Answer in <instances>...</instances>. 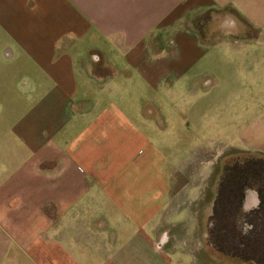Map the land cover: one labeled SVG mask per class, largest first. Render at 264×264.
<instances>
[{"label": "crops", "instance_id": "obj_1", "mask_svg": "<svg viewBox=\"0 0 264 264\" xmlns=\"http://www.w3.org/2000/svg\"><path fill=\"white\" fill-rule=\"evenodd\" d=\"M226 151L264 155V0H0V264L214 260L226 224L264 264V178Z\"/></svg>", "mask_w": 264, "mask_h": 264}, {"label": "rangeland", "instance_id": "obj_2", "mask_svg": "<svg viewBox=\"0 0 264 264\" xmlns=\"http://www.w3.org/2000/svg\"><path fill=\"white\" fill-rule=\"evenodd\" d=\"M241 8V10H245L246 9V7H240ZM249 8V12H250V17L252 18V21H254V23H256V24H258V22H259V18H262L263 16H261L260 15V6H259V4L256 2V3H253L251 6H249L248 7ZM204 12V11H203ZM203 12H200V13H203ZM206 12V11H205ZM204 12V13H205ZM208 13H210V12H208ZM207 13H205V14H203V17L202 18H200V19H198L196 22H195V26H197V29H199V31L201 30H206V29H208V27H207V25L206 24H208V22H207V19L206 18H208L209 17V15L207 14ZM240 14H244L245 15V13L244 12H240ZM190 17V16H189ZM198 17H200V16H198ZM197 17V18H198ZM224 18V17H223ZM223 18H221V20H220V23H228V21H226V20H223ZM247 18V17H246ZM245 18V19H246ZM246 20H248V19H246ZM209 25H210V28H213V26L209 23ZM203 34H205V31H204V33ZM204 40H207V41H209V40H211V39H206V38H204ZM222 56V54H220V59H219V61L221 62V65H220V68L219 69H215V66L213 65V58H212V54H209L205 59H204V61H203V67H204V69H208V71H206L207 73H206V78H212V77H218L219 79H222V76H224V77H226V75H227V69H226V55H224V58H222L221 57ZM225 68V70L224 71H222L223 69ZM212 83H209L208 85H206V87H211L210 85H211ZM205 87V88H206ZM211 91V90H210ZM209 91V92H210ZM224 95H225V93H223ZM208 96V98L211 96V94H208L207 95ZM208 98H206V99H204L203 100V102H202V104H200V109L204 112V114H207V120L208 121H210L211 119H210V114H211V111H205V110H211V99H208ZM222 105H223V103H221ZM191 109H194V107L193 106H191L190 107ZM188 136V135H187ZM189 136H191V135H189ZM202 136H205V135H202ZM210 136H212V135H210ZM224 136H222L221 134H220V136H219V138H218V140L217 141H219V142H224ZM229 155L231 156V155H235V157H237V156H239V155H244L243 153H238V152H234L233 151V153H230V152H228V151H226L225 153H224V156L225 157H229ZM245 156V155H244ZM261 162V161H260ZM261 164V163H260ZM238 165L239 164H234V165H232V166H229V167H227L226 169H227V171H226V169L225 168H222V171L223 170H225V172H226V174L229 172V171H232L233 172V170L235 171V173H236V170H237V168H238ZM240 168H241V166H240ZM249 168L250 167H243V168H241V173L243 172V170H244V172H245V175L247 176V175H249L248 174V171H249ZM242 176V175H241ZM245 176V177H246ZM241 178V177H240ZM238 191H237V194H239L240 195V188H238L237 189ZM239 195H238V197H239ZM238 199V198H237ZM240 199V198H239ZM237 201V200H236ZM233 198H228V196H227V193H220V198H219V208H220V212L222 211V210H227L228 209V206H232L233 205ZM236 203H234V205H233V207L234 208H236ZM222 216H223V214H222ZM232 216V214H229L228 215V217H231ZM228 220V219H227ZM224 227H226V229H225V234H222V232L224 231V230H220L219 231V238L215 241L216 243H218V246L220 247V254H218V256L217 257H215L214 256V260H213V256H212V254H210L209 252H206V253H203L202 255H200L199 256V260L200 261H195V260H191L190 259V257H186V259H185V262H183L182 264H244L243 262H241L240 260H238V259H242V260H244V259H246V258H248L249 257V254H242V251L240 252V254H238V253H236V255L235 256H231V254H230V251H229V249H231L232 247L231 246H228V244H227V242H228V233H231L230 231H228V229H227V224L226 225H224ZM221 233V234H220ZM209 240H210V242H213L212 241V237H211V235L209 236ZM214 242V243H215ZM256 242H258V239H256ZM217 245V244H216ZM240 250H242V248H240ZM174 258H176V255H172ZM233 257H236V258H233ZM250 257H252V259H253V261H246V263L247 264H260V262H261V257H260V254H259V249L257 248V250L256 249H254L253 251L251 250L250 251Z\"/></svg>", "mask_w": 264, "mask_h": 264}, {"label": "trees", "instance_id": "obj_3", "mask_svg": "<svg viewBox=\"0 0 264 264\" xmlns=\"http://www.w3.org/2000/svg\"><path fill=\"white\" fill-rule=\"evenodd\" d=\"M243 154L245 156L239 155L236 157L239 160L238 168H240L241 166V168L250 167V169L252 170H255V169L258 170L257 172L252 173L254 175H258V177L253 178L256 182H253L252 179H251V182L257 185L256 188L260 193L259 183L261 179L264 177V155L257 154V153H243ZM238 173L243 174L242 177H245L244 173H241V172H238Z\"/></svg>", "mask_w": 264, "mask_h": 264}, {"label": "flooded vegetation", "instance_id": "obj_4", "mask_svg": "<svg viewBox=\"0 0 264 264\" xmlns=\"http://www.w3.org/2000/svg\"><path fill=\"white\" fill-rule=\"evenodd\" d=\"M240 171H241V168H237L236 173H237L239 176H240V175H243V174H239V173H238V172H240ZM257 171H258V170H256V169H255V170H252V169L249 168V171H248V174H249V175L246 176L244 170H243L242 173H244V175L246 176V177H244V178H251V179H252V178L258 177V175H254V174H252L253 172H257ZM261 177H262V176H261ZM263 178H264V177H263ZM263 178H262V179H263ZM262 179H261V180H262ZM256 186H257V185H256Z\"/></svg>", "mask_w": 264, "mask_h": 264}]
</instances>
